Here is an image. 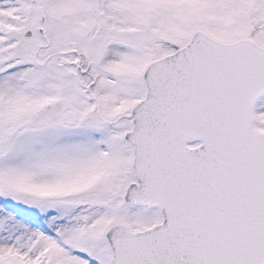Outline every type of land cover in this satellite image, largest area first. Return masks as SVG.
<instances>
[{"label": "snow or ice", "instance_id": "obj_1", "mask_svg": "<svg viewBox=\"0 0 264 264\" xmlns=\"http://www.w3.org/2000/svg\"><path fill=\"white\" fill-rule=\"evenodd\" d=\"M0 264H264V0H0Z\"/></svg>", "mask_w": 264, "mask_h": 264}]
</instances>
